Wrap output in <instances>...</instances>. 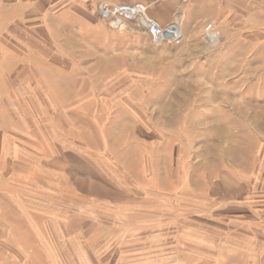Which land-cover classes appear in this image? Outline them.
I'll list each match as a JSON object with an SVG mask.
<instances>
[{"label": "rangeland", "instance_id": "obj_1", "mask_svg": "<svg viewBox=\"0 0 264 264\" xmlns=\"http://www.w3.org/2000/svg\"><path fill=\"white\" fill-rule=\"evenodd\" d=\"M91 1L74 6L84 24L70 11L47 14L40 55L24 30L0 38L3 60L19 61L7 49L25 44L41 64L0 67V97L12 93L23 128L11 139L57 152V163L10 166L41 206L49 263L264 264V35L211 29V41L208 25L195 40L155 47L109 31ZM10 9L0 2V25ZM11 118L0 107V122ZM24 246L27 264H46Z\"/></svg>", "mask_w": 264, "mask_h": 264}, {"label": "crops", "instance_id": "obj_2", "mask_svg": "<svg viewBox=\"0 0 264 264\" xmlns=\"http://www.w3.org/2000/svg\"><path fill=\"white\" fill-rule=\"evenodd\" d=\"M98 1L102 3L107 0ZM0 2L10 7V11L14 12L11 14L12 18H9L7 23L5 22L6 24L0 25V38L4 40L8 38L11 35L10 29L11 31L24 30L27 36L32 38L33 44L37 45L36 51L39 55L40 50L44 47L45 38L48 36L49 25L45 20L47 14L56 17L61 12L70 11L73 16L72 20L84 24L87 21L84 9L74 6L94 3L91 0H0ZM130 3L146 5L150 18L155 19L162 26L177 21L182 28L185 41L201 37L205 31L204 27L208 25L211 26L212 31L218 32L219 35L224 34L227 29L231 30L230 32L237 29V32L240 31L246 36L264 35L262 32L264 30V0H131ZM258 5L261 6L257 7ZM185 29H189V32ZM108 30L116 33V31ZM117 34L121 33L117 32ZM7 51L13 55L22 54L24 57H21L19 61H5L3 56H0V67H15L17 69L41 67V64L31 62L28 56L29 46L25 44H22V47L20 46L18 49L9 47ZM12 78L9 75L2 76L1 82L12 84L14 81ZM77 83L82 85L83 81L79 80ZM11 95V92H4L0 97L1 112L8 119L12 115L11 119L13 120L12 125L5 124L4 119L0 122V163L3 165L0 171L1 264H27L29 252L24 245L29 243L35 245L33 252L42 254L46 264H50L48 248L45 245L52 243V240L47 234L48 231L43 230L41 206L30 203V199H36V195L33 193L34 196H31L23 193L25 189L20 188V184L15 182V178L10 174V166L11 164H20L22 162L20 160L31 158V156L41 158L49 163H57L58 156L55 147L53 148L47 139L49 144L44 142V146L50 150H46L49 155L35 154L36 149L30 153L22 146L24 140L19 136L14 135L11 139L12 131L23 132V128L15 123V121L18 122V118L15 119L16 116L10 111ZM87 99V97L83 98L82 102L78 104L79 107L87 105ZM44 137L46 138L47 134H44ZM39 147L40 150L42 146ZM31 148L33 149V147ZM12 186L17 187V192L12 189Z\"/></svg>", "mask_w": 264, "mask_h": 264}, {"label": "built area", "instance_id": "obj_3", "mask_svg": "<svg viewBox=\"0 0 264 264\" xmlns=\"http://www.w3.org/2000/svg\"><path fill=\"white\" fill-rule=\"evenodd\" d=\"M95 13L108 29L121 34L140 33L146 36L155 47L179 46L183 40L180 26L177 23L172 22L162 26L155 19L150 18L147 6L142 3L130 5L100 3ZM210 30V26L206 27L207 35L213 41L216 37Z\"/></svg>", "mask_w": 264, "mask_h": 264}]
</instances>
